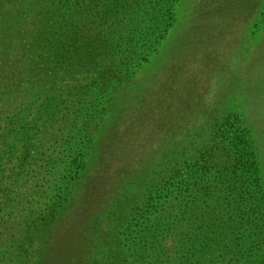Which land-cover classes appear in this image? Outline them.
Segmentation results:
<instances>
[{
    "label": "trees",
    "instance_id": "1",
    "mask_svg": "<svg viewBox=\"0 0 264 264\" xmlns=\"http://www.w3.org/2000/svg\"><path fill=\"white\" fill-rule=\"evenodd\" d=\"M131 1L134 0H127V4ZM176 2L159 1L160 15L155 22L157 28H162L161 36L157 47H147L148 42L141 45L143 32L136 34L135 40L132 31H124L126 27L113 21L115 17L107 16L103 2L90 1L92 13L100 22L90 29V35L97 37L92 49H103L104 58H110L107 65L110 68L116 63L111 57L120 51L124 67H131L126 81L130 79L127 75L138 76L150 60V49L156 57L162 56L173 44L169 36L165 39V34L171 30L168 21ZM165 4L169 5L166 10ZM78 11L73 10L81 15ZM53 26L43 46L30 43L32 49L24 59L28 65H25L27 72L21 76L25 78L21 92L27 95L28 105H16L22 108L17 114L5 118L0 115V120L6 123V128L0 131V196L3 198L0 228L9 218L11 222L14 220L8 215L14 213L11 205L18 198L14 195V181L26 179L29 173L31 178L47 184L43 192L39 184L32 195L42 199L44 194L47 201L42 212V204L36 201L38 206L31 207L33 199L28 200L25 211L50 225L45 220H56L62 214L60 210L70 204L72 213L76 212L75 219L83 224L78 234L74 226L67 225L65 234L52 243L49 242L54 237L48 234L42 264H264V128L255 137L251 123L244 119V135L235 136L232 141L221 138L227 124L225 120L219 121L223 111L218 109L216 101L225 102L232 91H226L224 85L212 89L218 77L208 73L204 62L184 63L189 72L185 79L189 89L186 92L183 88L180 97L196 93L198 113L184 126L168 133L162 127L168 124L165 117L159 125L149 119L155 106L144 110L147 100L140 101L136 109L124 104L111 105L109 91L116 85L115 77L93 73L96 68L103 72L105 66H94L88 71V63H82L84 73L91 75L90 80L84 81L89 78L82 75V66L71 63L75 48L68 37H63L65 28ZM86 45L83 43L81 47ZM10 58H0V73L2 64ZM53 67L59 72L51 74L48 68ZM167 67L157 66L154 74L157 88L163 81L166 84L170 81ZM44 75L48 76L44 79ZM247 78L244 89L232 96L239 94L242 105L253 111L249 118L254 121V113H260L264 105V79L259 74L253 80L251 76ZM46 79L51 80L48 88L43 82ZM202 81H208L211 88H201ZM18 90L9 88L8 92L0 93V100L6 99V105H10ZM168 98L174 100L172 96L161 101V108L167 113L173 106ZM63 106L77 115L76 122L66 124L70 130L62 136L61 143L72 154H65L64 149L62 169L56 172L48 170V160L47 167L43 166L44 173L42 165L38 170H26L36 160L35 154H42V134L40 142L32 134L35 122H46L45 128H49L50 118L62 113ZM1 111L4 112L3 107ZM139 122L137 131L126 133L128 124ZM254 124L258 126L260 122ZM142 127H147L144 136L139 132ZM99 158L110 164L108 177L101 178ZM90 202L97 205L91 203L88 213L84 209ZM3 213L9 217L7 220ZM6 257L11 264V252L0 254V260Z\"/></svg>",
    "mask_w": 264,
    "mask_h": 264
},
{
    "label": "rangeland",
    "instance_id": "2",
    "mask_svg": "<svg viewBox=\"0 0 264 264\" xmlns=\"http://www.w3.org/2000/svg\"><path fill=\"white\" fill-rule=\"evenodd\" d=\"M90 1L92 0L81 2L72 0H0V42H4L3 45L0 44V58L11 57L10 61H12H6L2 64L0 93L8 92L9 88L19 89L10 105H6V99L0 100V115L3 118L17 114V110L22 109L15 107L16 105H28L29 102L25 100L27 95L24 96L21 92L24 89L22 85L25 81V78L21 76L27 72L25 65H28L24 59L29 54V50L32 49L30 43L43 46L49 35L50 26L57 25L58 28L61 26L62 29L65 28L63 37H68V40L74 44L75 57L71 63L82 66V75L89 78L84 79V81L91 79V75L84 73L85 69L82 63L85 64L86 62L89 66L88 71H91L94 66L103 65L106 67L103 72L96 68L93 73L97 74L98 72L102 76L106 73L113 74L112 77H115L116 85L109 91V100L112 106L124 104L136 109L139 107L140 101L145 102L147 100L143 104L144 110L150 106H155L153 108L155 111L153 110L151 113L152 118L149 119H153L159 125L165 117L168 124H162V127L171 133L173 129L178 128V126L182 127L195 118L196 115H193L198 113L196 112V93H189L188 97L186 95L184 98L180 97V94H183V88L186 92L189 89L185 81L189 72L183 65L184 63L204 62L208 73L211 76L216 75L218 77L216 79L219 80L212 89L224 85L226 91H232L231 97L226 98L225 102L222 99L216 101L218 109L223 111L218 116L220 117L219 121L225 120L224 123L227 124L226 133L221 134V138L226 137L232 141L235 136L244 135L242 131L245 128L244 119L251 123L250 128L255 137L259 136V129L264 128V105L261 103V112L254 113L255 118L252 121L249 117L253 111L242 105L243 101L239 94L232 95L244 89L243 84L248 82V76H251L253 80V77L259 74L264 79V0H177L172 11V18L168 21L171 30L167 35L165 34V39L169 36V41L173 44L162 56L156 57L150 49L148 57L150 60L145 64L144 70L134 78L127 75L130 78L127 81L126 73L131 67H124L123 59L120 60L121 57L123 58L120 51L111 57V60H116V63H113L115 66L110 68L107 66L110 63V58H104L106 54L103 49L97 51L92 49L97 37L90 35V29L95 28L100 22L92 13L93 8L90 6ZM159 1L134 0L127 4V0H100L105 4L103 10L107 11V16L115 17L113 21L125 26L124 31H132V37L135 40L138 38L136 34L141 35L143 32L141 45L148 42L146 43L147 47H157V39L161 36L159 29L162 28H157L158 24L155 22L158 21L160 15L158 12ZM77 3L78 5H76ZM168 7L169 5L165 4L164 10ZM74 9L79 10L81 15L74 14ZM83 43L87 44L84 48L81 47ZM162 46L164 44L160 45V48ZM33 55H36L35 52ZM248 58L251 59L250 62ZM237 63L241 64L242 67H239ZM158 65L163 69L168 66L166 70H170L171 75L168 84L163 81V84H159L157 88L154 74ZM191 66L193 65L189 67ZM147 67L149 68L146 69ZM48 70L51 74L59 72L55 67L48 68ZM70 70L77 71L78 68L70 67ZM47 76L42 77L45 79ZM232 76L234 78H230ZM50 81L49 79L43 80L46 88L51 86ZM106 83L107 81H105V86L108 85ZM199 86L206 90L211 88L208 81H202ZM172 96H174V100L168 98V101H173V106L167 113L164 108H161V103H163L161 101ZM2 107L4 112L1 111ZM61 109H63L62 113L50 118L49 128H45L46 122H35V130L32 134L38 139V142H40L42 134V154L36 153V160L32 161L26 170H38L39 166L42 165V173H44L43 166L47 167V160L50 161V168H48L50 172L62 169L61 158L64 149H66L61 144L64 138L62 136H66L65 132L69 133L70 128L66 127V124L69 121L76 122L77 115L74 111L66 109L65 106ZM257 121L260 122L258 126L254 124ZM140 125V122L128 124L126 133L137 131ZM2 128H6V123L0 120V131ZM146 128L142 127V131H139L141 136L146 135L142 134ZM17 132L21 133L20 131ZM116 137L119 138L120 135ZM72 152L67 149L64 151L65 154H72ZM119 159L120 157L117 161ZM98 160L102 164L99 167L101 178L108 177L107 169H109L110 164L105 159L99 158ZM13 163L17 164V160H13ZM16 176L17 174H15ZM40 182L39 179L31 178V175L27 173L26 179L15 180L13 183L16 185L14 195L18 198L14 202L16 204L11 205L14 207V213L8 215L14 220L11 222L10 218L3 213L7 217L6 220L9 219L7 220L8 223L5 222L4 225L2 224L3 228H0V254L5 255L11 252V264H42L48 234L54 237V240L49 242L52 243L65 234V231L69 229L67 225L70 228L74 226L76 234L83 227L80 220L75 219L74 214L76 212L72 213L70 204L60 210L62 214L59 218L56 217V220L50 221L49 218L45 220L51 223L50 225H46L36 214H30L28 210L25 211L24 207L27 201L33 199L31 207H37V202H39V205L42 204L43 212V205L47 201V196L43 194L41 199L32 195V190L39 187L43 181ZM46 187L47 184H42V192L46 190ZM90 187L91 185L88 187L89 190ZM1 201L3 198L0 196ZM91 203L97 205V202H90L89 205L85 206L84 210L88 213H90ZM68 207L69 210H67ZM28 215L30 216L27 217ZM43 216L45 215L42 213ZM7 260V257L0 260V264H10Z\"/></svg>",
    "mask_w": 264,
    "mask_h": 264
}]
</instances>
